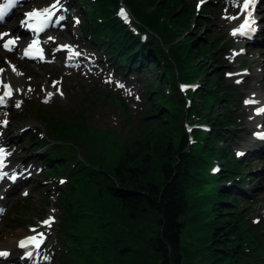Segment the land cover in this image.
<instances>
[{
	"label": "trees",
	"instance_id": "16d2710c",
	"mask_svg": "<svg viewBox=\"0 0 264 264\" xmlns=\"http://www.w3.org/2000/svg\"><path fill=\"white\" fill-rule=\"evenodd\" d=\"M126 3L145 26L154 31L161 28L160 35L170 44L168 62L171 67L176 65L179 69L177 76L172 74V81L176 82V77L184 81L193 80L187 72V64L195 61L205 72L206 87L198 92L202 104L193 103L190 110L185 108L180 96L166 100L164 87L171 82V70H162L156 58L150 55L156 64L157 81L160 83L150 114L154 131L150 137L144 135V139L135 140L130 149L128 142H123L117 151L112 134L89 130L80 118L47 120V128L53 138L60 142H77L81 150L87 153V161L79 169V180L84 183L78 190L86 200L81 208H77L82 215L75 220L88 221L93 216L99 217L109 235H126V242L130 246L122 251H131L135 257L143 259L149 256V250L153 247L161 258L159 264L261 263L262 260L255 253L256 248L264 244V235L260 234L259 237L242 218L240 202L233 196L232 190L215 187L201 192L209 176L199 171L209 165L211 157H218L225 166L220 180L240 174L241 165L234 164L236 160L230 148H216L215 145V137L219 132H227L222 128L229 127L232 117L229 121L227 117L216 119L213 126L217 131L209 136L208 146L207 142L204 146L200 144L197 150L189 148V138L183 126L187 113L206 117L210 113L212 116L215 104L222 101L223 97L215 92V85H220V82H213L215 74L208 78V71L214 73L219 69L215 64L214 42L204 34L206 29L201 27L200 16L196 18L184 0H126ZM147 6H154L149 14L145 9ZM102 11L105 17L110 14L105 7H102ZM170 24L179 29L180 35L175 36L190 33L194 25L196 35L190 33L184 43L179 42V38L175 40L171 34L173 30H169ZM205 25L207 27V22ZM107 29L110 34L106 33ZM97 31L98 35L106 38V45L113 52L120 50L132 57L133 49L139 45L137 40L124 32L118 21L108 26L98 25ZM162 54L167 58L164 51ZM229 90L226 89V92ZM162 100V106L158 105V101ZM87 143L104 144L116 150L117 153L113 151L114 161H108L102 152L96 159L87 148ZM74 191L77 190L72 188L71 192ZM71 192L67 195H72ZM230 198L232 201L228 200ZM103 204L106 210L102 209ZM110 220L113 228L108 230ZM244 242L246 244L243 246Z\"/></svg>",
	"mask_w": 264,
	"mask_h": 264
},
{
	"label": "rangeland",
	"instance_id": "374dc122",
	"mask_svg": "<svg viewBox=\"0 0 264 264\" xmlns=\"http://www.w3.org/2000/svg\"><path fill=\"white\" fill-rule=\"evenodd\" d=\"M87 1L89 2L90 0H87ZM204 6H205V3L202 2L201 7L204 8ZM194 26L190 31L192 36H195L196 31H197ZM217 26H220V27H217ZM262 26H264V25L262 24ZM221 31H223V32L226 31V28L223 25L217 23V25H214L210 31L209 30L204 31V34H206L209 37H214V36H217L216 32H221ZM152 33L154 35H156V37H155L156 40H158L159 37H162V35H160L159 28H157L156 31H154V32L152 31ZM190 33L186 32V38H188V36H190L189 35ZM213 33L215 35H213ZM200 35H202V34H200ZM220 38L223 39V37H221V36H220ZM218 44H219V42H215L213 44V46L218 45ZM223 44H224V47L226 45H228V43L226 41H223ZM158 45H160V44H158ZM222 48H223V46H222ZM227 52H228V50H227ZM257 52H258L257 54H262V52H264V49H261V51H257ZM259 56H260L259 59H260L261 64H262V68H261L262 73L264 74V54L259 55ZM224 60L225 59L223 58V61ZM194 63L198 64L197 62H194ZM215 64L217 65V62ZM225 65L220 67L214 73L208 71V76H209L208 78H211L215 74L216 77L213 79V82L214 83L220 82V85H217V84L215 85V92H217L218 95L223 97L222 101L215 104L214 112H213L212 116L210 115V113H209L208 117L199 115L197 113H195V114L197 116L199 115L200 117L206 118L208 124L211 125V126H208V128H210V131L208 134L206 146H208L207 144H208L209 136L212 133H214L215 131H217V129L214 128V126H213L216 122V119H218V118L221 119L223 117H227V119L229 121V118H231L233 115H234L233 118H237V116H240V120L237 121V123L240 124L241 126L238 129H236L234 127V125L232 124V121H231L228 128L227 127L222 128V130H225L227 132H224V131H223V133L219 132L217 134V136L215 137L216 148L227 147V148H230L231 151H234L235 149H237V147H242V145L245 143V140L247 138L246 133H247V131H251V126H250V123H248L249 111L245 110V106L243 105V102L246 99L242 100V102L240 103V106H239V98H238V102L236 101V95H234V97H233L235 99V102L230 103L227 101V98H226V97H228V92H226L227 84L232 83L231 81L235 80V77H233L235 72L231 71L232 77H229L228 80H226V77H225L226 69H225V67H227V66H225ZM158 66H159V63H158ZM228 66H230V65H228ZM159 72H158V74H159ZM187 72L192 77V79H193L192 81L195 82L196 84H198L196 86V90H195L196 96L194 98L193 103L201 105L202 99H201V96L198 95V92L200 90H204L206 87L207 81H204L206 78V75L202 78V81H200V83H199L195 79V77H193V73L191 70H188ZM169 79H171V76L169 77ZM249 80L250 79L247 80V83L249 82ZM258 83L263 85L264 80L260 79L258 81ZM155 84H156V87H159V85H160V83H158V81H156ZM254 84H255V82H251V84L249 86H247V85L244 86L242 88L243 94H247L248 92H250V90H251V88H253ZM167 87H168V84L164 87L165 94H166V88ZM158 91H159V89H157L155 91V93L152 97L153 100H154V96L156 95V93ZM170 99H175V98L174 97H171V98L166 97V100H170ZM105 100H103V101H105ZM162 102H163V100L160 101V103H158V105H161ZM193 103H191L190 108H192ZM130 106H131L132 110L134 111V115H133L134 120L138 121V125H139V126L135 125L134 128L140 127V128H144L145 130H148L147 131V137H150L152 135V132L154 131V126L152 124L153 119H151V124L145 123V122H143V120H141V109H142L143 104L134 103V104H131ZM168 108H170V107H167V109ZM117 115H118V113L115 110L108 108L106 111H99L96 118L93 120L92 123H95L96 126H98V127L107 128L109 125H111L112 123H114V121L117 120ZM182 116H183V114H182ZM29 123H30V125L33 126V128L35 127V125L32 121H29ZM194 130L195 129H191L192 136L194 138H196ZM206 130H208V129H206ZM140 133L141 132L137 133L136 135H140ZM231 136H232V138H231L232 142H229L228 139H230ZM234 137H237L238 139H236ZM237 142H238V144H237ZM86 146L92 152V155H94L96 159H99L98 156L102 152L108 157V161H112V162L114 161L113 157L115 155L113 154V150L108 148L107 146H104V144L87 143ZM197 148H198V145H197ZM211 158H215L216 160H218V162L220 163V166L222 167V173H223V171L225 169L224 164L220 161V159L218 157H211ZM234 164L236 165L235 162H234ZM209 165H210V161H209ZM260 167H261V165H260ZM262 167L264 168V166H262ZM199 173L204 175L206 173V169L205 168L201 169L199 171ZM256 177H258V178L263 177V174H257ZM221 181L222 180H220L219 178H209L208 177V180L206 181V186H204V188L202 189L201 192L202 193L207 192V190H210L211 188H215V187L220 188L218 186V183ZM253 186L255 188L258 187L257 181H256V183H253ZM253 195H254V198L259 203L257 204V206L255 208H253L250 211V214H249L247 220L250 219L251 221H253V218L262 217L263 212H264V202L260 203V201L264 195H262L258 191L255 192ZM35 199H36V197H35ZM229 200L232 201L231 198ZM102 209L106 210L104 204L102 205ZM247 210L249 211V208ZM107 227H108V230H111L113 228L112 220L109 221V223L107 224ZM105 228L106 227L103 228V224L100 221V218L97 216L96 217L93 216L87 222L81 221L80 223H74L73 224L72 229L74 231V235L80 234V235L86 237V238H82V237L78 238V241H79L78 248L84 247V248H90V249L84 251L83 256H78L79 255L78 252H75V249H74V254L70 257V263L71 264H73V262H75L76 264H144V263L145 264H159L161 262V258L157 255V252L154 250L153 247L149 250V254H148L149 256H147L146 258H143V259H139V258L135 257V255L131 251H122L123 249L130 246V244H128L126 242V240H127L126 235L123 233H118V234H115L114 236H111L107 233ZM184 241H185V238H184ZM85 242H89V243L84 244Z\"/></svg>",
	"mask_w": 264,
	"mask_h": 264
},
{
	"label": "snow or ice",
	"instance_id": "6c2138e0",
	"mask_svg": "<svg viewBox=\"0 0 264 264\" xmlns=\"http://www.w3.org/2000/svg\"><path fill=\"white\" fill-rule=\"evenodd\" d=\"M19 2V0H8V3L4 5V7H0V23H2L4 21L5 15L7 14V12L9 11V9H11L12 7H14L17 3ZM60 0H56V3H54L53 5H51L50 7H46L42 10H34V11H30L28 13H25V16L28 18L25 21H22V24H25L28 27H34L35 31H43L44 27L50 22L52 15L54 14V10H56L58 8ZM249 2L250 0H244V8L247 9L249 6ZM120 15L125 16L126 18V13L124 12V10H121ZM35 21V26H33L31 23H29L30 21ZM77 23H79V21H77ZM247 25V22H245V25H242L240 29H237L236 31H234L232 34L236 35L237 32H239L241 35L246 34L244 29ZM5 36H9V33H0V39H3V37ZM19 38H10L8 39L4 44L3 47L8 50V51H12L13 47L16 44V41ZM50 39H52L50 37ZM33 44H35V41L33 42ZM33 47V45H29V48L25 50V55H30V49ZM67 48H70V46H64ZM78 54V53H77ZM42 58V57H41ZM2 71V70H0ZM239 82V81H238ZM120 87H123V85H119ZM5 88H8V85H4ZM62 94V93H61ZM5 96H10L11 95V90L9 89L8 91H6L4 93ZM51 95V94H49ZM4 97H0V103H3ZM47 102V101H45ZM251 101H246V103H250ZM19 103L16 104V107H19ZM264 111V110H261ZM6 123V122H5ZM239 154V153H238ZM3 149H0V169H2L4 167L3 164ZM7 173L0 171V179H3L4 176H6ZM12 179H15V176L11 177ZM61 183H63V181H61ZM43 223L45 225L51 226L52 220L51 218L49 220H45L43 221ZM33 231H35V229H33ZM44 234L40 233L39 234V238L37 236H32L28 238V242L29 243H33L35 244L36 247L40 246V243H42V239H43ZM26 243L25 242H21V247H25ZM3 253H0V255H2Z\"/></svg>",
	"mask_w": 264,
	"mask_h": 264
}]
</instances>
